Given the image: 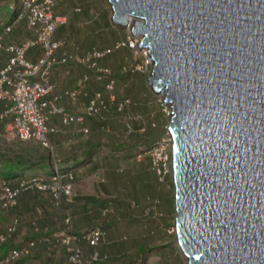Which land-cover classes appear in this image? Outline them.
<instances>
[{
    "label": "water",
    "instance_id": "obj_1",
    "mask_svg": "<svg viewBox=\"0 0 264 264\" xmlns=\"http://www.w3.org/2000/svg\"><path fill=\"white\" fill-rule=\"evenodd\" d=\"M107 2L112 25L134 19L148 86L169 104L186 264H264V0Z\"/></svg>",
    "mask_w": 264,
    "mask_h": 264
},
{
    "label": "built area",
    "instance_id": "obj_2",
    "mask_svg": "<svg viewBox=\"0 0 264 264\" xmlns=\"http://www.w3.org/2000/svg\"><path fill=\"white\" fill-rule=\"evenodd\" d=\"M20 11L15 20L3 26L0 33V54L7 53L10 56L3 68L0 69V124L12 137L24 142L37 144L42 148L51 149L48 135L56 132L53 127L47 125L49 116L60 117L62 125L70 123L82 125L86 118L97 117L107 109L108 104L119 99L117 109L127 110L131 105V99L124 98L122 89L117 85L114 74L108 68H103L95 61L108 53L93 51L81 59L71 55L55 56V51L64 46L65 40H53L55 31L67 23V15H54L56 0H19ZM24 20L25 29L32 33V38L22 40L18 44L5 42V37L10 34L16 22ZM129 45L134 48L135 44ZM40 47L41 54L35 60L26 59L27 51L32 47ZM126 46L125 42L119 41L116 48ZM69 63L85 66L89 74L83 75L76 88L67 89L62 94L55 95L56 82L51 81V71L55 67L65 66ZM142 71L140 66H122L121 74L136 73ZM94 80L97 84L103 85L108 95L95 91L88 96L85 88L87 83ZM52 95L50 98L48 96ZM87 97V103L81 113L67 112L63 107L56 105L60 99L76 100L79 97ZM163 104V103H162ZM164 105V104H163ZM166 109H164L165 111ZM170 114V110L168 111ZM170 117V116H169ZM142 120L139 116L129 114L124 119V124L129 133V121ZM154 128V124H152ZM81 132L88 135L89 129L81 127ZM167 135V133H166ZM169 136L166 140L160 138L155 144L146 149L145 153L150 157L151 169L158 183H162L164 177L170 173V146ZM50 175L44 173L35 176L22 177L16 186H11L5 181H0V214L8 213L17 202V197L24 191L35 189L45 192L52 191L53 197L60 200L64 195L71 198L72 179L68 175L69 182L61 183L64 174L57 165L52 167ZM43 177H51V185H46ZM154 204H158L155 200ZM134 208V203H131ZM155 209L151 200H147V213ZM17 216L10 217L9 221L0 227V264H42L28 260L31 251L36 244L47 241L44 236H36L29 240H20L8 250L1 247L9 240H12L19 227ZM58 223V222H57ZM73 217L66 212L62 222L58 223V230L54 231L48 239L53 241L54 248H62L67 252L66 264H99L107 260L106 255H101L98 247L103 241L106 232L97 224H89L79 233L73 232ZM83 240L84 245L79 244Z\"/></svg>",
    "mask_w": 264,
    "mask_h": 264
},
{
    "label": "crops",
    "instance_id": "obj_3",
    "mask_svg": "<svg viewBox=\"0 0 264 264\" xmlns=\"http://www.w3.org/2000/svg\"><path fill=\"white\" fill-rule=\"evenodd\" d=\"M57 6H59V9H54L55 16H68L67 23L61 25L63 28V33L61 39H59L65 40L66 42L64 46H61L55 51V56L57 57L67 54L81 59L83 57H86L93 51L102 53L105 52L106 49L111 48L114 43L122 40V38L124 37L122 36L120 39L114 38L110 40L108 44L104 42V40H101L100 46L99 44H91L89 40L86 41V37L89 38V32H94L97 35H99L100 33L104 35L105 32L109 30V28H113L111 26V19L109 20L108 12L105 9L103 0H70L68 2H66V0H58V4L56 0V7ZM21 35V38H16V42H14V44H18L25 39L26 34L21 33ZM12 40L14 41L13 38ZM8 41L9 43H13L11 42V40L6 39V42ZM114 52L98 58V63L100 64V60L103 61V59H105L108 55H113ZM40 54L41 48L40 53H34L33 58L30 60L34 61L35 58ZM117 58L118 57L112 60H115ZM104 61L102 64H100V66L109 67L105 64L110 61ZM4 66L5 64L1 60L0 69ZM121 66L122 65H120L119 68ZM113 68L115 67L113 66ZM55 69L56 68H54L53 70ZM53 70L51 71L52 73L50 79L57 84V87L54 91L55 95L62 94L65 90L73 89L78 86L79 82L78 84H74L73 79L67 77L69 71H66L65 73L60 75V73L53 72ZM58 75H60L61 77L59 78ZM96 84L97 83L94 80H91L89 83H87L85 90L88 96H90V94L97 89ZM51 96L52 95L48 96L47 98H50ZM87 99V97L83 96L73 101L69 99H60L56 102V105H58L59 107H63L67 112L76 114L83 111ZM2 107V103H0V111ZM137 112L138 113L136 115L139 116L142 120L129 121V133L125 135L124 138L129 136V142L135 140V144L137 146H140L141 143L146 144L147 142V138L139 137V133L144 130V128L141 129V127L145 124H149L152 118V114L149 115V113L143 109L141 104H139V106L137 105ZM111 113L112 112L105 113V124H112L113 120L120 118L118 117L119 115ZM125 115H129V113H125ZM119 121L122 122L123 129L127 130L123 119ZM47 124L48 126H55L60 129L57 132L49 134L51 149L46 150L36 145L33 146V148H29L26 153V156L28 155L30 156V158L45 159L40 160L38 167H43L47 164L53 165L54 162L60 163V161L61 163H64V165H66L64 162L66 155L73 154L77 156L80 154L81 156H83L97 143H101V149L105 151L107 150L109 152H111L110 149H113L114 146H119L118 143L122 144V142H119L120 139H117V135L115 136L113 134H105L107 143H102L104 142V138L102 137V133L100 134V132H102V126L105 124L100 121V118L98 119V116L96 118L92 117L86 119L82 125L84 127L91 128L92 135L90 137L84 135L81 132V127H79L80 124L70 123L67 126L61 125L60 118L56 115H53L52 117L49 116ZM147 134L148 132L146 131L144 135ZM79 135H82L84 138ZM149 136L148 139L150 138ZM73 138L76 139L72 140ZM111 146L113 147L111 148ZM49 151L53 153L50 155ZM101 151L102 150L98 149L91 153L92 158L88 161L93 162L94 160H96L95 162H93L94 166L90 165L83 168L84 174L82 180L77 179L78 174H76L75 179H77V181H75L72 185L71 198L69 199L62 195L60 197V200L62 199V202L59 206L58 203L60 202V200L58 201L53 197L51 190L45 193H41L38 190L29 189L22 192L17 197L16 205L13 207V214L18 215L17 217L20 219V222L17 233L12 240L13 244L15 245L18 241L24 239L25 237L35 238L36 236H44L45 238H47V241L36 244L35 248L31 251V254L28 257V260H30L31 262L42 264H66L67 252L62 248H54L53 241L51 239H48L50 233L58 230V223L60 224L62 222L66 212H69L73 217V232L79 233L89 224L100 225V227H102V229L106 232L103 242L98 247L100 254L102 256H107V260L103 261L102 264H127L128 262L130 264L131 262H134V258L136 261L137 254L139 252L137 243L139 240H141V237L140 239L138 237L135 238L136 231L133 233L134 239L131 241H123L120 239V237L122 236V238H125L126 232L122 233V228H128L126 225L128 221L133 220L132 218H134L135 220H138L137 218H140V216L136 218L133 217L131 212V209L133 208L131 205V201L135 200L134 208L140 207L141 210L144 197L148 195L150 190L149 188H146L143 192L139 193L138 191L141 185V181H134L132 184H130L131 186H133V190L131 192L132 195H130L126 188L119 186V183L117 184L112 181L109 182L103 172L105 171V169H107L106 167L110 160L107 163L105 161V156L107 154ZM104 154L105 156H103ZM127 154H129V156L126 157L127 160L124 159L126 161L124 162V165H128V167L125 166L126 168H128V170H130V168H134V170H136V172L140 174L143 173V169H145L147 166V170L149 171L150 165H147V163L149 162V159L147 157H145L141 163H137L136 161H134V156L133 158L132 156H130V152H128ZM116 160L110 163V165L116 166L118 164V161ZM124 165L116 167L115 172L119 175L125 173L126 169L124 168ZM130 165H132V167L129 168ZM94 169H96V171ZM23 173L32 174L35 173V171L26 169V171H24ZM17 182L18 180L12 183V185H15ZM136 195H138L140 199H137ZM139 202L141 203L139 204ZM0 215L3 216L0 219V227H2V223L7 222V218L4 217L6 215ZM57 219L58 223L55 222V220ZM54 222L56 223V225H54ZM121 225L123 226L120 229L118 228L115 230L114 227H119ZM148 226H146L145 224H142V226H138L140 229V234H144V229H148ZM79 244L84 245L85 242L83 240H80ZM14 245L11 244V247H13ZM9 248L10 247L7 246L3 250L6 251Z\"/></svg>",
    "mask_w": 264,
    "mask_h": 264
},
{
    "label": "rangeland",
    "instance_id": "obj_4",
    "mask_svg": "<svg viewBox=\"0 0 264 264\" xmlns=\"http://www.w3.org/2000/svg\"><path fill=\"white\" fill-rule=\"evenodd\" d=\"M68 1H70V0H66V2H68ZM103 1H104L105 9L108 12V16H109V20H110V18H111L110 5L107 2V0H103ZM14 4L18 7L19 0H0V8H1L0 24L2 23V21L7 19L6 16H11L13 14V11H14V6L13 5ZM57 4H58V0H57ZM55 8L59 9V6H57V7L55 6ZM13 21L14 20H11V22H13ZM111 26L115 30H112V29L109 28V30L107 32H105L104 35H102L101 33L99 35L95 34L94 32L90 33L89 30H88L89 38L86 37V41L89 40L91 44L92 43H94L95 45L99 44V46H100V41L101 40H104V42H106L108 44L110 42V40H112L114 38L120 39L122 36H124L122 38V40H120V41L125 42L126 46L120 48L119 51L114 52L113 55H108L105 59H103V61L104 60H105L104 62H107V60L110 61V62H107L105 65L109 66V67H112V68L114 66L115 68H113V69L117 70V74L116 75H121L122 76L120 79H118L116 81L122 87L121 89L123 91V95L124 96L125 95L126 96H131L132 95V97H136L137 105L139 106V104H141L143 109L146 110L149 113V115L152 114L151 121H153V122L150 121L149 124H145L144 123L145 125L141 127V129L144 128V130L142 132H140L139 134H141V136H144V133L147 131L148 132V134L146 135L147 137L149 135L153 136L154 138L156 136H160V137H163L164 140H166L167 135H166L165 129H166V127L169 124V112L168 111L170 109H169L168 105H163L162 104V98L163 97L160 96V95L153 94L152 90L148 86V77H149V74H150V62L148 60L147 53L143 54V53L140 52L141 48L137 49L136 43L139 40V38L137 37V35H136V37L131 36V33H130L128 27L125 28V29H122V28H119V27H116V26L112 25V23H111ZM1 29L3 30V27ZM15 30L17 31L16 34H15V32L14 33H10L9 36L6 37V39L11 40L14 37H17V38L20 37V35H21L20 32L22 30L25 33V30H26L25 29V23L23 21L16 22L15 23ZM62 30H63V28H62V26H60L55 31L52 39L53 40L61 39L62 33H63ZM26 32H28V34L32 35V33H30L29 31H26ZM122 32L124 33V35H123ZM21 37H22V35H21ZM130 42H133L135 44L134 48H132L129 45ZM38 52L40 53V48L38 46L37 47H32L28 51V53L26 55V58L28 60H30V59L33 58V54L34 53H38ZM6 57H7V55L3 54L1 59L4 60V59H6ZM116 57H118V58L115 59V60H112V59H114ZM103 61L100 60V64H102ZM130 63H132V65L140 66L142 71H137V74H135V75L133 73H129V77L125 76V75H128V74H120L118 72L119 69H120L119 68L120 65H129ZM55 68L56 69L53 70V72H58V73H60V75H62L66 71H69V74H67V77L68 78H72L73 81H74V84L75 83L78 84L79 80L83 77V75L88 73V69L85 66L79 65V64H74V63H69V64H67L65 66L55 67ZM60 75H58L59 78L61 77ZM96 85H97V88H99V85L98 84H96ZM103 94L104 95H108V93L105 90H103ZM164 109H166V110L164 111ZM119 120H121V119L117 118V119L112 121L113 122L112 124L111 123L110 124H106L108 126V131L101 130L102 132H100V134L102 133V137L104 138V142H102V143H105V144L107 143V140L105 138L106 137L105 134H108V135H112L113 134L115 136L117 135L118 138L117 137L116 138L120 139L119 142H122V144L118 143L119 146H125L129 142L128 141L130 139L129 136L125 137V138H124V136H122L123 132H124V129H123L122 122L119 121ZM152 124L155 125L154 126L155 128H150L152 126ZM87 128L91 132L90 134L88 133L89 135H87L88 137H90L92 135V130H91L90 127H87ZM79 136L84 138L82 135H79ZM76 138H73L72 140H74ZM36 145L37 144L24 142V141H21L19 139H16V138L12 137L10 134H7V131L5 129H3L2 124H0V152H3L5 154H7V155H10L11 157H13V156L26 157V153H27L28 149L31 148V147L33 148V146H36ZM142 146H143V144H142ZM46 150H49V149H46ZM102 151L105 152L104 150H102ZM145 151H146V149H142L140 151H137L135 156H134V159H135L134 161H136L137 163H141L142 160L145 157L148 158L149 156L145 153ZM49 153L51 155L53 152L51 153V151H49ZM103 156H105V154ZM109 156H110V154H107L105 156V158H106L105 161L106 162H108L109 160L110 161H109V163H108V165L106 167L107 169H105V171L103 172L105 174L106 178L109 180V182L112 181V182L117 183V184L119 183V186L126 188V190L130 193V195H132L131 192L133 190V186H131L130 184H132L134 181H139V182L141 181V185H140V188H139V191H138L139 193L143 192L146 188L147 189L149 188L150 192H151L152 188H153V191H156V192L158 191V193L160 192L159 198L161 199V203H160V206H159L158 210L164 216L161 217V218H158L156 220V226L159 227V229H156L157 233H155L153 235V232L155 230V229H153L154 225H152V224L150 225L148 222H144V220L147 219L145 217L148 216V213L147 214L145 213L146 215L144 214V211H146V203H144V202H143V205L141 206V210L142 211L140 210V207H136V208H132L131 209L133 217L136 218V217L140 216V218H137L138 220H135L134 218H132L133 220L128 221L127 224H126L128 228H125V227L122 228V230H123L122 233L126 232L125 233V238H127L126 240H124L125 238H122V236H121L120 239L123 240V241H127V240L131 241V240H133L134 239V237H133L134 234L133 233L135 231H136L135 238L138 237L140 239V237H141V240H139L138 243H137V245H138L137 247H139V252H138L139 257H137L136 261H135V259H133L134 262L133 263L131 262L130 264H156L159 261L158 257H160V259L162 258L163 259V263H165V264H186V259L178 252V248L176 249V246H175V236H174V233H173V230H172V228H173L172 225H173L174 219L176 217L175 212H174L173 217L170 219V221H168V225L169 226L165 228L167 230L165 232V234L167 233L168 236L162 238V235L164 233L163 224L166 222V218H167L168 215H170V210H171V207H170L171 205H170L169 200H172V196H173V187L169 188V186H171L170 174H167L164 177V180L162 182L163 185L161 187L155 181L154 173H153L152 169H149V171H148L147 170V166H146L145 169H143V173L138 174L136 172V170H134V168L133 169L130 168V167H132V165L129 166L130 170H128V168H126V167H128V165H126V164L124 165V162H126L125 160H127V159L124 160V158H122V159H117L116 158L117 159L116 160L114 158H107ZM81 157L82 156L80 154L77 155V156H75L73 154H68V155L65 156V159H64V160H66L65 162L67 163L68 166H70V167L75 166L76 167V168L75 167L71 168L70 169L71 171L70 170L69 171L71 173H73V174H78V178L77 179H79V180H82V178H83V174H84L83 165H84V162H86L89 159L88 158L86 161H84L82 163L83 165H77L80 161L83 160V158H81ZM79 158H81V159H79ZM132 158H133V155H132ZM136 159H138V160H136ZM115 160L118 161V164L116 166L115 165L111 166L110 163L114 162ZM60 163H61V161H60ZM60 163L54 162L53 165H57L58 166ZM123 165H124V168L126 169L125 173L120 174V175L117 174L115 172L116 167L123 166ZM46 166H48V167L45 168V166H43V167H40L39 169H36V170H40V171L32 173V174L23 173L24 171H26V168H24V167L21 170L19 168L20 177L21 178L22 177H27L29 175L35 176V175L42 174V173L49 174L51 172V170L53 169L52 165L47 164ZM2 168H3V170L0 172V181H1L2 176H7V177L8 176H13L15 174V172H17V167H15L13 165H10L9 163H3L2 164ZM99 172H102V171H99ZM45 178H49V179H46L47 182L45 181ZM77 179H76V181H77ZM42 180L45 181L44 183L46 185L52 186L51 182H49L51 180V177H43ZM154 182H155V184H154ZM62 183H64V181ZM49 190H50V187L45 192H48ZM40 192L41 193H45V192H42V191H40ZM166 193H167V196L169 195V198H168L169 200L167 199V196L164 195ZM154 195L157 196L159 194L154 193ZM136 198L140 199L138 197V195H136ZM61 202H62V199L58 203V206L60 205ZM140 203L141 202H139V204ZM172 208H173V206H172ZM173 210H174V208H173ZM13 212H14V210L12 208V209H10L8 211V213L7 212L6 213L1 212V213L3 215L7 216V217L6 216H4V217L7 218L6 220L8 222L10 217L18 216L17 214L14 215ZM2 217L3 216L0 215V219ZM19 221H20V219H19ZM5 223L6 222H3L2 224L4 225ZM142 224H145L146 226L149 225L148 229H144L145 230V232H143L144 234H140V229L138 227L140 225L142 226ZM122 226L123 225H121L119 227L116 226L114 228L116 230L118 228L120 229ZM142 237L150 238L149 242L148 243L144 242V240H142ZM159 237H161V238H159ZM28 239H32V237H27V238L25 237L23 240H28ZM12 240L7 241L1 247V249L3 250L7 246H9L11 248V244L14 245ZM167 243L172 245V248L174 249L173 251L175 253H177L178 256L175 254V256L173 257L169 253L170 250H172V248L169 249L168 247H166V248H164V250L162 249V247L164 245H166ZM148 251H150V252L147 253ZM131 253H133V252H131ZM144 253H146V254H144ZM19 264H23V261H21ZM115 264H120V263H115Z\"/></svg>",
    "mask_w": 264,
    "mask_h": 264
},
{
    "label": "trees",
    "instance_id": "obj_5",
    "mask_svg": "<svg viewBox=\"0 0 264 264\" xmlns=\"http://www.w3.org/2000/svg\"><path fill=\"white\" fill-rule=\"evenodd\" d=\"M14 6V11H13V14L11 15V16H6V20H4V21H2V23L0 24V33H1V31H2V27L4 26V25H8V24H10V23H12L11 22V20H15V18L17 17V15H18V13H19V11H20V5H18V7L14 4L13 5ZM0 14H1V8H0ZM23 22H24V20H22ZM19 22H21V21H19ZM19 30V29H18ZM112 30H114L113 28H112ZM27 30H25V34H26V37H25V39H27V38H32L33 36L32 35H30V34H28V32H26ZM15 32V34H16V30H15V26L13 27V30H12V32L11 33H14ZM24 33V31L22 30L21 32H20V34L21 33ZM19 34V35H20ZM7 36H9V34L7 35ZM6 36V37H7ZM6 37H5V42H6ZM16 38L17 37H14L13 39H14V41L11 39V42H16ZM9 40V39H8ZM9 42V41H8ZM119 41H117L116 43H114V45L111 47V48H108V49H106L105 51H107V50H109V52L108 53H105V55L106 54H111L112 52H114V51H119V49L120 48H122V47H120V48H116V44L118 43ZM31 49V48H30ZM29 49V50H30ZM28 50V51H29ZM28 51H27V53H28ZM27 53H26V55H27ZM3 54H6L7 55V57H6V59H4V60H2L1 59V57H2V55ZM10 56V54H7V53H1L0 54V59L3 61V63L4 64H6V62H7V59H8V57ZM0 60V61H1ZM96 63H98V60L97 61H95ZM98 65L100 66V64L98 63ZM122 66H124V65H122ZM122 66L120 67V69H119V73H120V71H121V69H122ZM100 67H103V66H100ZM103 68H108V69H110L111 71H112V73L114 74V76H113V78L115 79V81L116 80H118V79H120L122 76L121 75H116L117 74V70L115 71V70H113L112 68H110V67H103ZM86 74H89V71H88V73H86ZM121 74V73H120ZM135 74H137V72L136 73H134V75ZM126 77L128 76L129 77V73H128V75H125ZM116 83H117V81H116ZM99 85V88H97L95 91H101V92H103V85H100V84H98ZM117 85L120 87V88H122L118 83H117ZM94 91V92H95ZM94 92H92V93H94ZM91 93V94H92ZM90 94V95H91ZM105 97H106V95H104ZM124 98H128V99H131V101H132V105L127 109V110H124V111H119L118 109H117V104L119 103V99H117L115 102H113V103H111V104H108V107H107V109H105L104 111H101V113L99 114V116H98V119L100 118V121L102 122V123H106V115H105V113H108V112H112L111 114H113V113H115L116 115H119L118 117H120V119L122 120H124V119H126L127 117H128V115H125V113H129V114H134V115H136L138 112H137V100H136V97H132V95L131 96H124V95H122ZM87 103V102H86ZM86 105V104H85ZM53 116V115H52ZM51 116V117H52ZM57 116V115H56ZM59 117V116H58ZM60 118V117H59ZM88 118H92V117H88ZM88 118H86V119H88ZM96 118V117H95ZM114 118H117V117H114ZM85 119V120H86ZM60 124L62 125V122H61V119H60ZM48 125V124H47ZM83 125V124H82ZM82 125H78L79 127H83ZM129 125H130V122H129ZM50 127H53L55 130H56V132L57 131H59L60 129L59 128H57V127H55V126H50ZM103 128H102V130L103 131H108V126L105 124V125H103L102 126ZM150 127V126H149ZM150 128H153L152 126L150 127ZM148 130V129H147ZM89 133H90V131H89ZM51 134V133H50ZM128 134V132H127V130H124V132H123V135L122 136H125V135H127ZM139 137H145V138H147V142H146V144H143V146H142V144L140 145V146H138L137 147V145L135 144V140H132V141H130V142H128L125 146H114V148L113 149H110L111 150V152H109V151H105L106 152V154H110V156L109 157H107V158H114V159H122V158H124V159H126V157H128L129 156V154H127L128 152H130L131 154H130V156H135V154H136V152L137 151H140V150H142V149H149L150 148V146H152L153 144H155L158 140H159V138H162V137H160V136H156L155 138L153 137V136H149L150 138L148 139V137L146 136V135H144V136H141V134H139ZM48 139H49V135H48ZM50 141V140H49ZM104 145V144H103ZM101 147H102V144L101 143H97V144H95L90 150H88L81 158H83V160L82 161H80L77 165H83L82 163L84 162V161H86L88 158V160H90L92 157H91V153L92 152H94V151H96V150H98V149H100V150H103V149H101ZM113 146H111V148H112ZM144 147V148H143ZM128 151V152H127ZM81 158H79V159H81ZM148 159H149V162L147 163V165H150V169H151V160H150V158L148 157ZM39 160V161H38ZM40 160H45V159H34V158H30L29 156L27 157H20V156H13V157H11L10 155H7V154H5V153H3V152H0V172L3 170V168H2V164L3 163H9L10 165H13V166H15V167H17V172H15V174L13 175V176H2V178H1V181H5V182H7L9 185H11V186H16V184L15 185H12V183H14L15 181H19L20 180V174H19V168H20V170L24 167V168H26V169H30V170H34L35 172H38L39 170H36V169H39L40 167H38L39 166V163H40ZM86 161V162H84V165H83V167H86V166H90V165H93V162H95L96 160H94L93 162L92 161ZM112 160V159H111ZM66 160H64V162H65ZM108 163V162H107ZM65 164L66 165H64V163H60L58 166H59V170H61V172H64V170L67 172V171H69L71 168H73V167H75V166H73V167H70V166H68L67 165V163L65 162ZM76 165V166H77ZM94 166V165H93ZM48 166H45V168H47ZM76 168V167H75ZM95 171H96V169H94ZM71 171V170H70ZM69 171V172H70ZM94 171V172H95ZM22 172V171H21ZM40 173V172H39ZM45 174V173H44ZM51 173H49V174H46V175H50ZM66 174L67 173H65V176L63 177V179L64 180H68V176H66ZM73 174V173H72ZM30 176V175H29ZM74 177H76V174H75V176ZM46 179H49V178H45V181H47ZM76 181V179L74 180V182ZM154 184H155V182H154ZM162 185H163V183L162 184H159V186H161L162 187ZM170 187H172V186H169V188ZM154 193H157V194H159V195H157V196H155L154 195ZM164 195H166L167 196V193L166 194H164ZM159 196H160V192L158 193V191L156 192V191H153V188H152V190H151V192H149L148 193V195H146L145 197H144V203H146V211H147V200L149 199V200H151V203H152V205H153V207H155V209H152V210H150V212L148 213V216H146L145 218H147V219H145L144 220V222H148L150 225L152 224V225H154L153 227V229H155L154 230V232H153V235L155 234V233H157V230L156 229H159V227H157L156 226V220L158 219V218H161V217H163L164 215L158 210V208H159V206H160V203H161V199L159 198ZM169 198V195L167 196V199ZM155 200H157L158 201V204H154V201ZM169 200V199H168ZM131 202H135V200H132ZM169 202H170V207H171V210H170V215H168L167 216V218H166V222L163 224V231H164V233H163V235H162V238H164V237H167L168 236V234L166 233L165 234V232L167 231L165 228L166 227H168L169 225H168V221H170V219L173 217V215H174V210H173V208H172V206H173V200H169ZM146 211H144V214L146 213L147 214V212ZM145 214V215H146ZM153 214V215H152ZM55 222L57 223L58 222V220H55ZM54 222V224L56 225V223ZM104 228V227H103ZM53 233V232H52ZM52 233H50V234H52ZM159 238H161V237H159ZM127 238H125L124 240H126ZM120 240V239H119ZM142 240H144V242H146V243H148L149 242V240H150V238H147V237H143L142 238ZM103 241H101L100 242V244L102 243ZM166 247H168L169 249H171L172 248V245L171 244H169V243H167L166 245H164L163 247H162V249L164 250V248H166ZM174 249L172 248V250H170V254L174 257L175 256V254L178 256V254L177 253H175L174 251H173ZM150 251H148L147 253H149ZM144 254H146V253H144ZM137 257H139V254H137ZM135 259V258H134ZM158 259H159V261H158V263H156V264H165V263H163V259L161 258L160 259V257H158ZM181 262V261H180ZM99 264H101V263H99ZM127 264H129V262L127 263Z\"/></svg>",
    "mask_w": 264,
    "mask_h": 264
},
{
    "label": "bare ground",
    "instance_id": "obj_6",
    "mask_svg": "<svg viewBox=\"0 0 264 264\" xmlns=\"http://www.w3.org/2000/svg\"><path fill=\"white\" fill-rule=\"evenodd\" d=\"M111 14H112V11H111ZM126 26L129 28V30H130V33H131V36H133V37H136V34L134 35L133 34V32L131 31V27L133 26V24H134V19L133 18H131V17H129V16H127V18H126ZM139 39L141 38V36H137ZM139 43V40L137 41V43H136V47H137V49H139V47H138V44ZM141 48V47H140ZM147 50H146V48H141V53H143V54H145V53H147L146 52ZM147 57L148 58H150V55L149 54H147ZM152 63V62H151ZM152 93H153V91H152ZM154 94V93H153ZM159 95H160V93H159ZM161 96V95H160ZM163 97V96H162ZM164 98V97H163ZM163 98H162V103H163ZM164 104V103H163ZM164 105H166V104H164ZM169 105V104H168ZM169 120L171 119V114H169ZM169 126V125H168ZM168 126L166 127V129H165V132L167 133V135L169 136V133H168ZM155 128V127H154ZM169 141H170V138H169ZM170 144H171V141H170V143H169V146H170ZM52 166H54V165H52ZM59 167V166H58ZM170 172H171V170H170ZM65 173H67L66 174V176H68L69 174H71L72 176H73V179H72V181H71V183H72V185L74 184V179H75V174H72L71 172H69V171H64L63 172V174H64V176H65ZM170 174V173H169ZM154 179H155V177H154ZM62 182L64 181V183H66V182H69V178H68V180H64L63 178H62V180H61ZM155 181H156V179H155ZM61 182V183H62ZM157 182V181H156ZM170 182H171V176H170ZM63 183V184H64ZM158 183V182H157ZM158 184H161V183H158ZM171 186H172V182H171ZM172 230H173V233L175 232V230L172 228ZM175 246H176V249L178 248V252L181 254L182 253V256L185 258V256H184V254H183V252L181 251V249L178 247V245L176 244V242H175ZM103 263V262H102ZM101 263V264H102Z\"/></svg>",
    "mask_w": 264,
    "mask_h": 264
}]
</instances>
